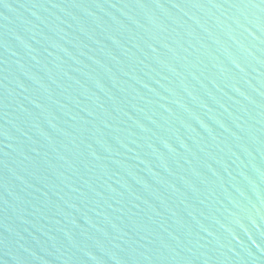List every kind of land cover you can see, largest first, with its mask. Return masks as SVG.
Listing matches in <instances>:
<instances>
[{
    "label": "water",
    "instance_id": "95a60500",
    "mask_svg": "<svg viewBox=\"0 0 264 264\" xmlns=\"http://www.w3.org/2000/svg\"><path fill=\"white\" fill-rule=\"evenodd\" d=\"M0 264H264V0H0Z\"/></svg>",
    "mask_w": 264,
    "mask_h": 264
}]
</instances>
